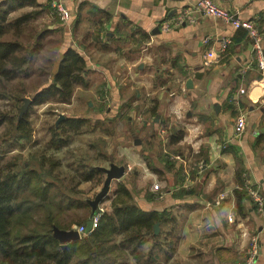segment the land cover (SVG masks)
<instances>
[{
	"label": "crops",
	"instance_id": "1",
	"mask_svg": "<svg viewBox=\"0 0 264 264\" xmlns=\"http://www.w3.org/2000/svg\"><path fill=\"white\" fill-rule=\"evenodd\" d=\"M32 1L38 10L49 6L54 19L39 41L59 33L53 73L64 52L74 49L87 64V94L95 97L106 87L108 108L115 105L117 116L132 103L127 120L139 121L142 135L133 144L137 168L119 166L123 173L109 188L123 182L142 210L170 215L165 231L180 256L165 264L181 258L189 264L239 263L252 236L259 246L255 264H264V213L253 209L245 190L264 197V69L246 32L202 15L196 0H60L70 13L65 25L50 8L53 0ZM212 1L256 25L264 61V0ZM185 12L192 21L161 29ZM239 114L246 125L235 137ZM147 136L153 139L145 142ZM164 148L170 158L158 152ZM149 156L155 172L143 160ZM154 175L162 185L147 191L143 181Z\"/></svg>",
	"mask_w": 264,
	"mask_h": 264
},
{
	"label": "trees",
	"instance_id": "2",
	"mask_svg": "<svg viewBox=\"0 0 264 264\" xmlns=\"http://www.w3.org/2000/svg\"><path fill=\"white\" fill-rule=\"evenodd\" d=\"M33 3L32 0L0 1V87H3L0 98H6L4 87L8 83L27 74V65L37 50L32 46L26 48L14 29L28 23L33 13L22 15L10 25L7 16ZM12 27L11 38L4 39ZM35 45L42 47L38 39ZM86 67L84 58L68 48L52 82L36 92L33 105L69 102L75 89L86 85ZM2 124H9L14 131L15 143L31 139L29 116L24 113L18 118V108L13 117L0 112V127ZM88 124V119L80 117L62 119L56 127H49L46 148L40 155L33 154L28 163L22 161L20 165V155L5 158L7 149L14 145L9 138L4 139L0 146V264H126V259L135 264H165L170 260L177 244L172 241L171 233L165 231L170 215L142 210L123 182L117 184L110 211L100 214L93 231L79 234L78 239L64 244L56 236V231H69L73 224L86 228L91 205L80 197L78 186L81 182H103L97 168L83 171L76 167L69 172L71 176H61L64 174L58 169L62 163L53 154L65 149L72 136L90 129ZM236 182L238 187L243 186L240 170ZM156 223L161 228L159 233H154ZM120 257L124 261L118 263Z\"/></svg>",
	"mask_w": 264,
	"mask_h": 264
},
{
	"label": "rangeland",
	"instance_id": "3",
	"mask_svg": "<svg viewBox=\"0 0 264 264\" xmlns=\"http://www.w3.org/2000/svg\"><path fill=\"white\" fill-rule=\"evenodd\" d=\"M48 10L49 6H44L43 9L38 10L34 1L32 6H24L23 8L11 12L7 16V23L10 25L15 19L22 15L30 12L33 13L32 19L28 23L20 24L16 28L12 27L10 31L8 30L9 33L7 31L4 39H10V35L14 33L15 29V32L19 34V41L26 48L32 46L33 48L36 47L37 50L33 55L32 60L27 65V74L25 73V75L8 83L4 87L5 92H7L6 98H0V112L13 117L17 113L18 108V118L24 113L28 114L31 121V139L27 142H22V144L15 143L13 138L14 131L10 130L11 127L9 124H2L0 127V146L4 143V139L9 138L14 147L8 148L9 150L7 149L6 154L4 155L5 158L9 159L11 156L20 155L18 164L20 165L22 161L28 163V160L33 157V154H35V157L39 156L44 148H46L45 143L49 137V127H56L58 123L66 117H87L89 121L88 125L91 126L90 129H83L79 135L76 134L72 136L71 141L67 143L65 149L59 153L54 152L53 154L59 158L62 163L61 168L58 169V171H61L62 174H64L61 176H71L69 172H72V169H75L76 167H80L83 171L89 167L97 168L101 171L103 182L100 184L88 181L81 182L78 186L79 191H81L80 197L90 204L95 199L96 195L102 190L106 178L104 171L112 168L118 169L119 166L127 167L128 165H131L132 169L133 167L137 168L136 165L132 164V155L136 154V149L133 145L134 140L139 138V136H142L137 133L138 126L140 127V122L136 120L133 121V119L127 120L126 115H129L130 112H132V103L128 106L129 111H127V107L123 109L122 113H125L123 116L116 115L114 110L115 105H111V108H108L110 107V103L106 87H104V89L100 87L98 92L95 93V97L87 94L88 89L77 87L74 91L73 97L67 103L50 101L40 105H33L32 101L36 92L50 84L53 75L55 74L53 73V67L57 58L56 51L57 44H59V33H47L45 35L46 37L43 38L41 42L39 41L40 43H43L42 47L38 48V46L35 45V39L39 40L41 38L40 36L43 34V29L45 30V27L54 20L50 18H53V16H49ZM0 88L3 89V87ZM16 96H19V98L15 99ZM89 103L91 104L90 106ZM133 132L136 133V136ZM147 139L152 140L153 136L144 137L145 142ZM143 146H145V144H143ZM157 149L158 148H156V150ZM160 151L169 158L172 156V153H168L169 149L164 148L158 152ZM44 152L52 154L51 151ZM140 159L142 160V158ZM143 160L151 172L156 171V169L149 164H152V158L150 156L147 158L143 157ZM152 179L153 181L149 182L143 181L146 185L147 191H149L148 189L157 191L158 185L159 187L162 185L159 184L160 180L157 176ZM162 190H164V186H162ZM245 190L248 192L247 186ZM113 191H115V188H113L112 185V189L108 188L107 192L101 196L100 200L94 207V210L91 206L93 214H95V212H100L101 214L106 212L105 210L110 204L108 205V203L106 204L105 202L111 200L114 193ZM106 196L108 197L105 199ZM253 209L256 211L255 207H253ZM74 226H77V224H73L72 228ZM163 227L164 226H162V228ZM158 228L159 233V231H161L159 225ZM174 251L172 253L173 258L176 256L177 259H179L180 252H177V249L175 253ZM177 259L174 260L177 261V264H189L187 262H182L185 261L182 260V258L181 261ZM129 260L130 259H126V264H135ZM122 261L124 260H121L120 257L118 263ZM173 263L174 262H172V264Z\"/></svg>",
	"mask_w": 264,
	"mask_h": 264
},
{
	"label": "built area",
	"instance_id": "4",
	"mask_svg": "<svg viewBox=\"0 0 264 264\" xmlns=\"http://www.w3.org/2000/svg\"><path fill=\"white\" fill-rule=\"evenodd\" d=\"M52 11L55 12L62 20V23L68 24L70 20V13L65 8V6L61 3L60 0H53L50 3ZM195 9L200 11L202 15L209 17L220 19L223 22L229 24L235 29L244 30L248 36V38L252 41L253 49L258 57V67L263 70L264 69V61L262 60L261 53V33L258 31L256 25L246 19H241L237 13L228 12L213 3L212 0H196ZM191 19L189 13L183 14L179 16L177 19L164 22L161 25V29L163 31L169 30L172 26H174L178 20V22ZM228 41H223L219 44L220 49L223 51L226 49ZM245 115L239 114L234 122V130L233 134L235 137H239L245 130ZM248 195L252 201L253 207H255L256 211L260 214L264 213V199L261 193H259L256 189H252L247 186ZM100 212H95V214L91 215L88 221H91V228L89 231L86 230L83 226H74L73 230H75L78 234L90 233L97 227L98 219L100 217ZM229 222H232V218H228ZM258 243L257 238L252 236L249 240V249L246 252V257L241 263L237 264H255L257 256H258Z\"/></svg>",
	"mask_w": 264,
	"mask_h": 264
},
{
	"label": "water",
	"instance_id": "5",
	"mask_svg": "<svg viewBox=\"0 0 264 264\" xmlns=\"http://www.w3.org/2000/svg\"><path fill=\"white\" fill-rule=\"evenodd\" d=\"M189 83H191V82H189ZM26 104H27V101H26ZM61 119H62V117H61ZM105 172H106V178H105V181L103 183L102 190L96 195L95 199L90 203L92 208H93V210H94V207L96 206V204L98 203V201L100 200L101 196H103L104 193L107 192V190L109 188L110 181L112 179L120 178L122 173H123L122 169H114V168L109 169V170H107ZM91 215H93V212H91ZM91 225H92L91 221H88L86 223V230L87 231L90 230ZM158 230H159L158 224L156 223V224H154V233H158ZM55 234L60 239V241L63 242V244L66 241H70V240H74V239H78L79 238V234L73 229H71L69 231H59V232L56 231ZM63 246H65V245H63Z\"/></svg>",
	"mask_w": 264,
	"mask_h": 264
}]
</instances>
